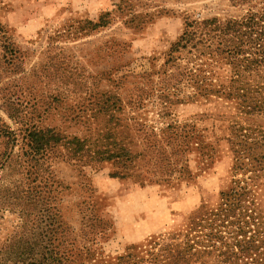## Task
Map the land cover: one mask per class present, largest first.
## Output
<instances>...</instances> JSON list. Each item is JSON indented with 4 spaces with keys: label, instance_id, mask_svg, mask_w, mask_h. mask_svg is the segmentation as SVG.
<instances>
[{
    "label": "rangeland",
    "instance_id": "1",
    "mask_svg": "<svg viewBox=\"0 0 264 264\" xmlns=\"http://www.w3.org/2000/svg\"><path fill=\"white\" fill-rule=\"evenodd\" d=\"M263 134L264 0H0V264H146L233 193L264 214Z\"/></svg>",
    "mask_w": 264,
    "mask_h": 264
},
{
    "label": "trees",
    "instance_id": "2",
    "mask_svg": "<svg viewBox=\"0 0 264 264\" xmlns=\"http://www.w3.org/2000/svg\"><path fill=\"white\" fill-rule=\"evenodd\" d=\"M200 25L202 27L198 29L206 31L204 32L206 34L216 32V28H220L219 33L226 37L230 31L227 28L238 24L228 23L225 29L212 25L211 21L201 22ZM235 31L236 28L230 31V36ZM191 33L193 36L196 32ZM229 50L232 51L233 48ZM32 138H34L32 151L39 152L44 150L42 142H48L55 136L52 132L46 131L44 135L38 134ZM254 141L258 144L263 143L264 134L255 137ZM8 158L9 155H6L1 165H4ZM263 161V157L256 160L257 165L261 166ZM230 197L235 199H223L221 207L215 212L209 213L205 219L193 221L192 228L184 240L176 242V239L172 238L171 242L160 244L158 252L152 253L153 257L146 261V264H264V214L255 213L249 199H236V193ZM203 221L207 224L205 225ZM205 228L209 230L205 231ZM224 228L227 235H223ZM211 255L213 260L210 262L209 259H202Z\"/></svg>",
    "mask_w": 264,
    "mask_h": 264
}]
</instances>
